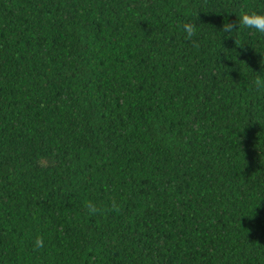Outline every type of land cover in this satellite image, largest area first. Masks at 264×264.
I'll list each match as a JSON object with an SVG mask.
<instances>
[{
    "label": "trees",
    "instance_id": "obj_1",
    "mask_svg": "<svg viewBox=\"0 0 264 264\" xmlns=\"http://www.w3.org/2000/svg\"><path fill=\"white\" fill-rule=\"evenodd\" d=\"M242 12L264 0H0V264H264Z\"/></svg>",
    "mask_w": 264,
    "mask_h": 264
},
{
    "label": "clouds",
    "instance_id": "obj_2",
    "mask_svg": "<svg viewBox=\"0 0 264 264\" xmlns=\"http://www.w3.org/2000/svg\"><path fill=\"white\" fill-rule=\"evenodd\" d=\"M181 28L185 33L186 40H193V38L198 35L196 24L186 22L181 25ZM238 29H252L259 34L264 35V14L258 12H242L237 21L229 22L228 20H225L220 31L230 34ZM194 44L197 47L199 46L195 41ZM261 67L264 69V64L261 63ZM226 71H230V69H226ZM252 83L257 90L264 89V75L256 73L255 79ZM84 208L89 216H102L109 212L119 214L122 211V204L116 198H110L107 204H97L92 200H88L84 204ZM45 247L44 237L37 236L33 241V250L38 251Z\"/></svg>",
    "mask_w": 264,
    "mask_h": 264
}]
</instances>
